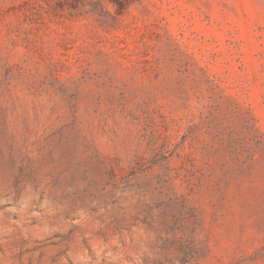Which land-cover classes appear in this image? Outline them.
I'll return each mask as SVG.
<instances>
[{
	"label": "rangeland",
	"instance_id": "obj_1",
	"mask_svg": "<svg viewBox=\"0 0 264 264\" xmlns=\"http://www.w3.org/2000/svg\"><path fill=\"white\" fill-rule=\"evenodd\" d=\"M0 264H264V0H0Z\"/></svg>",
	"mask_w": 264,
	"mask_h": 264
}]
</instances>
